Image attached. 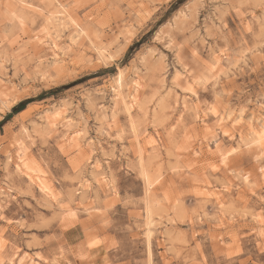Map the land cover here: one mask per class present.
Returning a JSON list of instances; mask_svg holds the SVG:
<instances>
[{
	"label": "rangeland",
	"instance_id": "374dc122",
	"mask_svg": "<svg viewBox=\"0 0 264 264\" xmlns=\"http://www.w3.org/2000/svg\"><path fill=\"white\" fill-rule=\"evenodd\" d=\"M31 2L51 13L61 59L35 46V36L49 40L39 28L18 30L2 16L0 261L39 264L43 257L47 264L60 259L50 253L62 242L78 252L91 237L101 243L83 253L82 264H222L239 235L259 264L260 225L243 215L247 202L224 196L223 174L205 170L210 148L239 137L238 121L251 120L254 109L259 120L264 77L250 71L254 62L244 56L253 45L240 38L248 39L253 10L237 12L244 0ZM68 4L80 7H61ZM118 74L119 94L111 87ZM17 155L50 193L16 167ZM113 177L110 191L100 181ZM105 200L119 201L107 223L93 212ZM69 212L76 223L66 222Z\"/></svg>",
	"mask_w": 264,
	"mask_h": 264
},
{
	"label": "snow or ice",
	"instance_id": "6c2138e0",
	"mask_svg": "<svg viewBox=\"0 0 264 264\" xmlns=\"http://www.w3.org/2000/svg\"><path fill=\"white\" fill-rule=\"evenodd\" d=\"M8 10L4 15L5 23L16 24L18 30H23L27 24L39 28L40 32L44 33L51 43L52 33L48 29L50 25V14L48 8L44 3L35 4L31 0H17L16 4L9 3L4 5ZM63 8L71 9L73 7H80V5H61ZM15 8L16 11H11ZM243 8L245 10L252 9V21L244 29V35L248 37L247 40L241 38V42L245 44H252V47L247 49L244 59L246 62H254V66L250 69L251 72H259L264 77V0H244L237 8V12ZM259 10V15L256 14ZM75 23V21H73ZM43 25V27H41ZM79 27V25H77ZM7 43V40L5 41ZM37 43L44 44V40L37 37ZM259 57L256 60V57ZM258 64V67L256 66ZM219 99V97L217 98ZM264 78L260 80V94L257 97V106L259 108V120H257V113L255 109L252 112V118L248 121H238L244 127L240 131L239 137L232 135V145L223 146L220 143L215 145V151L209 149V155L205 160V170L221 176L223 174V190L224 196H231L233 201L247 202L243 215L247 218L250 217L257 224L260 225L259 231L255 233L261 238L259 244V264H264ZM251 101L248 104L251 105ZM242 109L240 115L243 116ZM209 111H216L215 107ZM231 119V118H230ZM220 130V129H218ZM211 131V130H209ZM224 137H229V132L223 133ZM213 139H216L213 134ZM237 139L239 145L237 146ZM211 142V141H210ZM63 151V149H61ZM200 156V153H197ZM147 179V177H145ZM100 183L108 184L109 190H114L116 179L113 177L110 181H100ZM218 183H221L218 181ZM119 201L108 202L107 200L93 205V212L95 216L103 219L107 223V216L114 211L116 203ZM223 207V205H221ZM260 209V215H256V208ZM251 209V211H249ZM76 213L69 212L66 216V222L71 220L76 223ZM3 220V217H0ZM9 223H11L9 221ZM69 223V227L73 226ZM88 232L91 231V226L88 221L82 222ZM247 233V229H244ZM91 242H82L79 251L75 247L67 243H61L59 248L54 249L51 256L59 254L60 259H51L47 264H81L82 261L88 258L83 255L84 252L94 249L101 243L98 239H91ZM232 243L229 245V251L221 253L227 257L222 264H257L255 260V252L251 247L245 250L243 240L239 235H234ZM67 255L69 259L63 261L62 257ZM72 256H78L75 261L71 260ZM0 264H7L6 261H0ZM39 264H45L43 257H40ZM200 264H209L207 259L201 261ZM211 264H216L215 260Z\"/></svg>",
	"mask_w": 264,
	"mask_h": 264
},
{
	"label": "bare ground",
	"instance_id": "6f19581e",
	"mask_svg": "<svg viewBox=\"0 0 264 264\" xmlns=\"http://www.w3.org/2000/svg\"><path fill=\"white\" fill-rule=\"evenodd\" d=\"M10 0H0V20L2 19V16L5 14V12L6 11H8L5 7H4V5H7V4H9L10 2H9ZM17 2V1H16ZM11 11H12V9H11ZM60 13H61V11H59ZM51 14V13H50ZM59 17V16H58ZM61 17V16H60ZM65 17V16H64ZM53 18V17H52ZM65 19V18H64ZM63 19V20H64ZM50 20H51V16H50ZM53 20L54 19H52V22H53ZM60 22H61V20H59ZM52 24V23H51ZM56 24V23H55ZM59 25V24H58ZM65 25V24H64ZM77 23L75 24V26H74V28H75V30H76V32H77V34H79V31L81 32V33H83V30L82 29H79V27H77ZM68 26V25H67ZM54 27V26H53ZM64 27V26H63ZM60 28V27H59ZM65 29H66V27H65ZM64 30V29H63ZM62 31V30H61ZM55 32V31H54ZM62 33V32H61ZM61 33H60V35H61ZM75 34V37L77 36L76 35V33H74ZM37 37L38 36H35L34 37V39H35V41H34V43H35V46L37 45V46H41V47H46L47 49H50L51 50V54H52V57H53V59H54V62H58V61H60V59H61V56H60V54H59V51L58 50H60L59 49V47L57 46L58 44H56L54 41V38L53 37H51V38H53L52 40H51V43H49V40H46V39H44V38H42V37H38L40 40H44V44H39V43H37ZM74 38V37H73ZM73 38H69L71 41L73 40ZM57 40V39H56ZM75 40H76V38H75ZM58 41V40H57ZM75 41H73L72 43H74ZM45 49V48H44ZM214 62L215 63H218V61H219V56H215L214 58ZM112 87V91L113 92H115V93H117V94H119V88L120 87H124V84H123V81H122V76H121V74H118L116 77H115V79H114V85L113 86H111ZM5 96V95H4ZM134 98V97H133ZM121 99L123 100V98L121 97ZM132 99V98H131ZM132 101V100H131ZM130 103V102H129ZM132 105V104H131ZM126 107V106H125ZM250 117V116H249ZM252 118V117H251ZM222 121V120H221ZM19 149V148H18ZM16 151V150H15ZM17 153V152H16ZM16 155V154H15ZM9 157V156H8ZM17 160L19 161V163H16V167L21 171V172H23V174L27 177V179L31 182V183H33L41 192H45V193H50V189L47 187V185H45L44 183H43V181L40 179V177H39V175H32V173H31V171H29L30 170V168L26 165V161H24V159H23V157H21V156H18L17 155ZM14 163V162H13ZM24 167V168H23ZM145 178V177H144ZM43 179V178H42ZM149 223V222H148ZM150 232V231H149ZM15 261H17L16 259H15ZM32 262V261H31ZM17 263V262H16Z\"/></svg>",
	"mask_w": 264,
	"mask_h": 264
},
{
	"label": "crops",
	"instance_id": "0c3cea01",
	"mask_svg": "<svg viewBox=\"0 0 264 264\" xmlns=\"http://www.w3.org/2000/svg\"><path fill=\"white\" fill-rule=\"evenodd\" d=\"M69 232L71 233V235H69L68 237L72 239V238L74 237L73 234L75 233V230H70ZM69 242L72 243L73 246H76V245H78V243H79V241H78V242H75V241H69ZM76 259H77V257L75 256V257L73 258L72 261H75ZM82 263H83V262H81V264H82ZM85 264H92V263L89 262V263H85Z\"/></svg>",
	"mask_w": 264,
	"mask_h": 264
},
{
	"label": "trees",
	"instance_id": "16d2710c",
	"mask_svg": "<svg viewBox=\"0 0 264 264\" xmlns=\"http://www.w3.org/2000/svg\"><path fill=\"white\" fill-rule=\"evenodd\" d=\"M22 109V106H21V103H19V104H17L16 106H14L13 108H12V111L11 112H18V111H20Z\"/></svg>",
	"mask_w": 264,
	"mask_h": 264
}]
</instances>
